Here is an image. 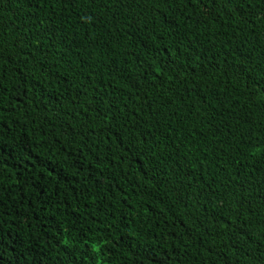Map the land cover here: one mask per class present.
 I'll return each mask as SVG.
<instances>
[{
    "label": "trees",
    "instance_id": "obj_1",
    "mask_svg": "<svg viewBox=\"0 0 264 264\" xmlns=\"http://www.w3.org/2000/svg\"><path fill=\"white\" fill-rule=\"evenodd\" d=\"M0 50V264H264V0H0Z\"/></svg>",
    "mask_w": 264,
    "mask_h": 264
},
{
    "label": "snow or ice",
    "instance_id": "obj_2",
    "mask_svg": "<svg viewBox=\"0 0 264 264\" xmlns=\"http://www.w3.org/2000/svg\"><path fill=\"white\" fill-rule=\"evenodd\" d=\"M0 51H2V50H0ZM96 111L98 112L99 115H104V113H103L99 108H97ZM113 119H115V117H113ZM44 166H45V165L42 164V168H43ZM3 239H4V236H3L2 233H0V241H3ZM0 247H3V245L0 244Z\"/></svg>",
    "mask_w": 264,
    "mask_h": 264
}]
</instances>
